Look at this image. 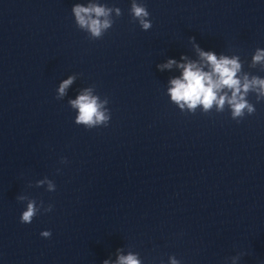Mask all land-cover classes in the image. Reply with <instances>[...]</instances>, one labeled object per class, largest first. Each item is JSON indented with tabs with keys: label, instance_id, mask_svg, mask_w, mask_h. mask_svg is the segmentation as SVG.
Segmentation results:
<instances>
[{
	"label": "clouds",
	"instance_id": "9594fccd",
	"mask_svg": "<svg viewBox=\"0 0 264 264\" xmlns=\"http://www.w3.org/2000/svg\"><path fill=\"white\" fill-rule=\"evenodd\" d=\"M112 9L95 3L88 6L75 4L72 8L77 25L86 29L91 33L93 38H101L103 33L112 27L114 21L110 19ZM117 16H121V9H115ZM130 15L133 21L138 22L142 30H149L152 27L149 19L150 13L143 3L138 0H132L130 7ZM201 58L200 64L196 62L177 63L175 60H169L167 64L160 67L171 68L173 64L182 69V75L170 81L172 87L169 89L171 99L180 105L181 108L187 105L189 109H195L197 105H203L205 110L210 109L216 104L219 110H222L225 102L232 109V118H243L245 113L251 115L255 112V108L250 104L245 96L249 91L258 93L257 99L264 98V79L253 76L251 79L247 75L243 77V82L237 77L241 65L237 57L228 58L220 56L213 52H205L197 48ZM185 60V57H181ZM264 62V49H257L253 56V64ZM207 64L209 71L203 70V65ZM73 77L64 80L58 89L59 97L65 94V90L73 82ZM231 90V96L227 93L218 95L223 90ZM73 108L78 109L76 124L85 125L88 129H92L97 125L107 126L110 116L101 111L102 104L98 103V98L91 95V89H86L77 99L69 102ZM239 121V120H237ZM66 162V161H65ZM39 181L38 184H43ZM49 191H55V185L48 182ZM19 201L27 200L26 209L21 213L20 222L30 224L33 219L41 212L43 201L37 206L35 199L26 196L17 197ZM52 205L44 207V212H50ZM44 238L51 237V231L45 230L40 233ZM236 258H233L235 261ZM170 264H181L175 256L169 257ZM103 264H111L109 260H104ZM115 264H140V260L136 254L129 253L127 255H119Z\"/></svg>",
	"mask_w": 264,
	"mask_h": 264
}]
</instances>
